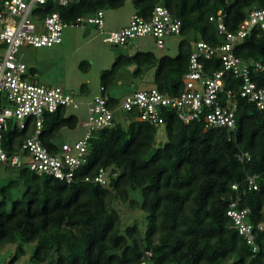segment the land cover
<instances>
[{
  "label": "trees",
  "instance_id": "trees-1",
  "mask_svg": "<svg viewBox=\"0 0 264 264\" xmlns=\"http://www.w3.org/2000/svg\"><path fill=\"white\" fill-rule=\"evenodd\" d=\"M125 1L48 2L37 10L41 16L57 12L64 21H73L100 9L121 7ZM130 1L134 12L144 17L156 4L164 5L181 21L180 40L174 56H157L152 51L119 53L100 75L102 92L114 102L120 97L109 91L128 65L134 66L133 77L154 67L151 86L142 89L179 94L184 90L183 75L193 42L200 39L213 45L221 39L209 16L225 13L226 28L234 31L253 6L264 7V0ZM233 52L247 63L264 62V30L253 27L234 43ZM204 63L208 73L221 68L217 56ZM80 67L84 69L85 64L81 62ZM28 71L32 75L31 67ZM228 73L224 88L236 89L241 80ZM251 78L264 87V72H252ZM236 100L235 130L209 127L202 121L186 124L168 111L166 141L153 153L158 126L117 119L112 126L93 132L87 161L69 182L19 166L0 186V245L36 242L34 264H141L142 256L146 264H264V229L257 228L264 219V108L245 98ZM77 122L75 115L62 109L47 117L40 139L50 153L61 142L60 130L75 128ZM31 132L30 127L17 129L9 122L2 133L8 155L16 153ZM241 150L249 155L243 162L238 158ZM100 169L105 170L104 183L94 180ZM246 174L255 175L256 189H247ZM234 183L237 190L231 188ZM21 184V196L12 199L10 187ZM137 190L142 194L140 203L134 198ZM236 194L241 198L239 206L249 208L256 251L227 215L230 197ZM114 203L127 206L122 209L139 207L145 213L144 228L135 222L123 228L121 209Z\"/></svg>",
  "mask_w": 264,
  "mask_h": 264
},
{
  "label": "built area",
  "instance_id": "built-area-1",
  "mask_svg": "<svg viewBox=\"0 0 264 264\" xmlns=\"http://www.w3.org/2000/svg\"><path fill=\"white\" fill-rule=\"evenodd\" d=\"M71 1L0 0V163L4 166L26 165L37 175H49L69 182L75 170L87 161L88 140L93 132L112 126L118 115L125 122L134 119L159 126L165 123L168 111H172L186 124L202 121L209 127L224 126L235 130L237 97L245 98L259 109L264 108V87H259L251 78L252 72H264V62L247 63L233 52L234 43L245 37L253 27L259 26L264 30V7L253 6L234 31L226 28L225 13L209 16L208 19L215 24L221 39L213 45L200 39L193 42L188 67L183 75L184 90L179 94L168 95L156 88L139 89L114 102L109 94L102 92V88L98 94L83 99L60 85L33 80L21 58V47L53 46L62 42L65 28L91 24L105 34L102 40L112 45L124 46L135 37L151 36L156 47L162 49L166 37L179 36L181 21L172 16L164 5L156 4L148 17L134 12L124 26L105 32L101 9L78 16L73 21H64L57 12L41 16L37 10L40 5L48 2L66 5ZM214 56L220 59L221 68L208 73L204 62ZM228 72L241 80L236 89L224 88V76ZM80 104L86 107V119L80 121L84 127L82 137L72 142L61 141L56 151L50 153L40 139L47 117L59 109L67 114L70 107L77 108ZM9 122L17 129H32L18 151L11 155H8L2 143V133ZM238 158L241 162L249 159L248 152L241 150ZM105 175V170L100 169L94 180L104 183ZM254 177L253 174H246L248 190L257 188ZM231 188L237 190V184H232ZM240 200L238 194L230 197L227 215L238 233L256 251L258 247L254 243V226L247 218L249 208L240 207ZM257 228L264 229V219ZM141 264H146L144 256L141 257Z\"/></svg>",
  "mask_w": 264,
  "mask_h": 264
},
{
  "label": "rangeland",
  "instance_id": "rangeland-1",
  "mask_svg": "<svg viewBox=\"0 0 264 264\" xmlns=\"http://www.w3.org/2000/svg\"><path fill=\"white\" fill-rule=\"evenodd\" d=\"M134 11L130 0H126L118 8L103 9L104 31L109 32L122 27L128 22L129 16ZM104 35L91 24H86L84 27H67L63 30L61 43L49 47L22 46L21 58L28 67V74L29 68L33 69L31 75L33 80L60 85L76 97L86 99L99 93L100 75L111 66L119 53L132 55L136 51H152L157 56L164 54L174 56L180 40L178 35L166 37L165 48L158 49L151 36L135 37L127 45L114 46L102 40ZM81 62L85 64L84 69L80 67ZM133 68L134 66L128 65L120 70L117 85L109 91L110 94L122 97L132 91L151 86L154 67L146 69L140 77L131 75ZM67 114H73L77 117V125L75 128H62L58 134V140L72 142L82 137L84 133V127L80 121L86 119V107L83 104L77 108L70 107ZM119 118L121 117L118 115ZM165 141V127L164 124H161L157 127L155 146L150 153L162 146ZM18 169L19 167L4 166L0 163V186L6 178L14 176ZM22 188V184L10 187L12 199L21 196ZM134 198L139 203L142 201L140 190L134 193ZM113 205L116 209H121L119 213L123 228L134 222L139 228H144L146 224L145 213L139 207L122 209V207L127 206L117 203ZM36 245V242L20 240L0 245V264H34L31 261V256Z\"/></svg>",
  "mask_w": 264,
  "mask_h": 264
},
{
  "label": "water",
  "instance_id": "water-1",
  "mask_svg": "<svg viewBox=\"0 0 264 264\" xmlns=\"http://www.w3.org/2000/svg\"><path fill=\"white\" fill-rule=\"evenodd\" d=\"M113 45H114V46H117L116 44H113ZM3 184L5 185V184H6V182L4 181V182H3Z\"/></svg>",
  "mask_w": 264,
  "mask_h": 264
},
{
  "label": "crops",
  "instance_id": "crops-1",
  "mask_svg": "<svg viewBox=\"0 0 264 264\" xmlns=\"http://www.w3.org/2000/svg\"><path fill=\"white\" fill-rule=\"evenodd\" d=\"M130 17V16H129ZM129 20V19H128ZM124 26V25H123Z\"/></svg>",
  "mask_w": 264,
  "mask_h": 264
}]
</instances>
